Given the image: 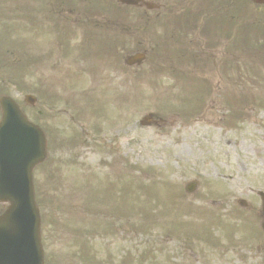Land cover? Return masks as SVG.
I'll list each match as a JSON object with an SVG mask.
<instances>
[{
    "label": "rangeland",
    "instance_id": "rangeland-1",
    "mask_svg": "<svg viewBox=\"0 0 264 264\" xmlns=\"http://www.w3.org/2000/svg\"><path fill=\"white\" fill-rule=\"evenodd\" d=\"M168 1L169 5L174 2ZM137 9L131 11L138 12ZM32 11L39 15V3L0 0V42L7 37L22 42L23 51L30 50L35 36L28 31V19L26 22L23 18ZM80 11L78 8L71 13L70 20L83 16ZM6 27L10 30L5 33ZM155 33L158 30L149 29L145 34L138 31L134 39L144 41L150 52L158 44ZM69 37L77 38L73 34ZM6 46L13 49L15 44ZM172 46L171 42H164V49L154 52L153 57L149 55L137 73L123 64L130 53L119 52L120 70L109 62L106 74L98 70L90 74L86 70L79 79L78 72L82 73L91 62L85 60L76 71L78 64L72 63L65 49L59 47L56 54L59 52L57 56L64 64H50L42 70V75L50 79L57 77L56 84H31L33 89L51 87L65 104L70 98L75 99L71 90L74 83L95 81L98 83L95 89L100 88L102 93L101 106L109 115L108 118L102 107V114L84 113L76 128L91 131L93 125L99 126L95 137L87 146L54 152L52 173L63 169L61 175L69 183L66 181L58 188L54 176L47 185L41 169L35 176L45 247L51 256L62 257L63 264L74 259L79 241L77 237L75 241L74 233L79 231L95 234L86 242L90 260L78 257L75 264H264L262 239L244 237V231L251 228L243 225L251 223L254 212L245 211L236 203L237 199L245 198L257 211L260 200L254 190H264V54L250 62L244 55L234 56L231 46L221 44L218 50L212 48L207 52L210 62L203 71L197 66L185 67L187 71L196 69V79L208 85L200 104L202 97L187 98L189 92L192 94L191 88L173 78L176 71L172 67L175 59ZM223 50H228V54ZM226 57L238 59L246 66L258 63L255 66L259 67V73L262 70L263 77L247 67L244 70L242 65L240 74L232 75L235 78L230 80L221 66ZM99 65V69H105L102 62ZM13 72L18 78L22 76ZM4 75L0 73L1 77ZM6 75L12 77L13 73ZM71 78L77 80L73 82ZM195 103L200 108L194 112ZM61 106L52 107L54 120H50V128L56 126L58 131L70 117L56 118L59 109H64ZM76 107L75 103L69 106L71 112ZM235 108L242 116L234 124ZM148 113L165 122L141 126L139 120ZM98 120L100 124H96ZM71 154L74 168L71 163L61 164L70 160ZM80 174L88 186L79 184L81 179L76 181ZM193 180L199 182V187L196 193L188 195L184 187ZM104 194L109 199L102 201ZM64 197L72 201L67 211L60 206ZM112 201L124 205L100 218L99 210ZM151 216L155 221L149 219ZM256 223L259 228V221ZM139 224L145 225L143 231ZM143 251L150 253L147 262L143 259L131 263L126 259L129 254L136 258Z\"/></svg>",
    "mask_w": 264,
    "mask_h": 264
},
{
    "label": "water",
    "instance_id": "water-1",
    "mask_svg": "<svg viewBox=\"0 0 264 264\" xmlns=\"http://www.w3.org/2000/svg\"><path fill=\"white\" fill-rule=\"evenodd\" d=\"M8 125L6 117L0 128V201L10 206L0 217V264H43L40 218L31 183L33 165L44 157L42 148L30 138L27 143L21 133L10 137L11 129L5 133ZM39 137L37 132L36 139Z\"/></svg>",
    "mask_w": 264,
    "mask_h": 264
}]
</instances>
